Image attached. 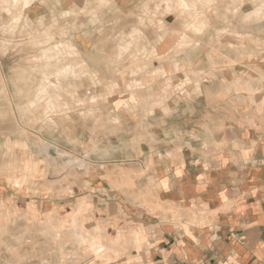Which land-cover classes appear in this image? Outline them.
I'll use <instances>...</instances> for the list:
<instances>
[{
	"label": "rangeland",
	"instance_id": "rangeland-1",
	"mask_svg": "<svg viewBox=\"0 0 264 264\" xmlns=\"http://www.w3.org/2000/svg\"><path fill=\"white\" fill-rule=\"evenodd\" d=\"M262 51L264 0H0V248L91 241L150 176V130L180 137L200 88ZM106 252L67 248L61 264Z\"/></svg>",
	"mask_w": 264,
	"mask_h": 264
},
{
	"label": "crops",
	"instance_id": "crops-1",
	"mask_svg": "<svg viewBox=\"0 0 264 264\" xmlns=\"http://www.w3.org/2000/svg\"><path fill=\"white\" fill-rule=\"evenodd\" d=\"M244 55L260 64L235 67L240 76L229 83L204 84L180 137L150 130L138 152L150 176L132 183L134 194L119 190L117 213L88 229L91 241L0 250L11 251L13 264H47V250L61 264L67 248L107 250L110 264H264V51Z\"/></svg>",
	"mask_w": 264,
	"mask_h": 264
}]
</instances>
